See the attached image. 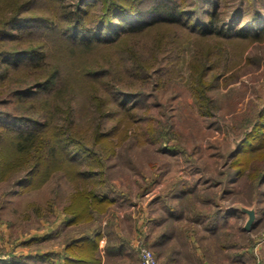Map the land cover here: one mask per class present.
Wrapping results in <instances>:
<instances>
[{"label":"trees","instance_id":"16d2710c","mask_svg":"<svg viewBox=\"0 0 264 264\" xmlns=\"http://www.w3.org/2000/svg\"><path fill=\"white\" fill-rule=\"evenodd\" d=\"M68 1L0 0V80L5 82L17 72L36 80L18 85L12 93L15 102L28 103L30 116L0 111V179L13 163H31L17 181L20 188L43 185L55 169L80 180L83 189L65 208L66 226L90 222L94 214L110 208L111 197L97 191L105 184L96 179L103 175L100 157L115 154L119 143L132 134L129 131L136 121L132 99L146 97L141 87L154 74L159 81L175 75L183 40L196 42L191 79L204 97L217 78L214 72L227 74L236 66L234 44L264 41V20L256 15L251 23L235 29L219 12L203 21L175 0H153L146 11L143 0ZM175 38L181 41L175 44ZM6 41L24 48L6 49ZM207 41L226 46L207 47ZM127 43L134 46L125 47ZM52 46L66 52V60H55ZM94 46L111 48L114 55L84 57L82 49ZM93 106L100 122L91 129L77 118ZM106 120L114 124L103 128ZM146 131L154 142L168 143L165 131L152 126ZM134 135L141 142L149 140L141 132ZM94 146L101 152L92 150ZM263 157L264 108L238 141L231 162L236 179L247 175L256 186L264 184V171L255 167V161ZM101 238L98 233L66 245L65 264H100Z\"/></svg>","mask_w":264,"mask_h":264},{"label":"rangeland","instance_id":"374dc122","mask_svg":"<svg viewBox=\"0 0 264 264\" xmlns=\"http://www.w3.org/2000/svg\"><path fill=\"white\" fill-rule=\"evenodd\" d=\"M152 1H142L145 11ZM175 1L203 21L210 13L219 12L221 18L230 21L235 29L251 23L255 15L264 20V0ZM178 41L181 40L175 38L172 42ZM182 42L175 75L168 79L161 77L159 81L154 74L142 85L146 97L132 99L136 106L132 112L136 121L129 131L132 134L119 143L115 154L100 157L104 168L99 171L103 175L96 179L105 184H100L97 191L107 193L112 199L107 212L94 214L90 222L64 225L69 217L65 208L83 189L80 180H71L65 170L55 169L43 185L20 188L17 181L29 171L31 163L21 166L13 163L7 176L0 179L1 264H65L69 254L66 245L98 233L102 234L97 252L100 264H140L136 244L146 237L145 228H137L142 212L145 214L147 208L152 211L153 201L158 199L159 206L156 207L161 210L163 202L177 194H187L182 205L187 209L208 210L210 206H218L221 213L226 209L239 211V205L255 208L259 222L248 233L254 231L258 239L251 240V251L243 254L245 261L242 264H264V184L256 186L247 175L236 179L231 168L238 141L264 108V41L234 44L236 66L227 74L214 72L217 78L205 92V97L196 92L191 79L190 64L196 54V42L193 39ZM208 43L205 46L215 48L220 46L219 43L226 46L217 41ZM126 46H134V43ZM4 47L24 48L17 42L7 41ZM82 50L86 58L114 55L108 47ZM51 52L55 60H66L67 53L61 48L52 46ZM76 52L83 55L81 50ZM24 75L17 72L5 82L0 80V111L30 116L28 103H18L12 98L15 87L27 85L28 81L30 85L36 82ZM68 97L66 95L64 100ZM78 117L80 125L87 127L90 124L91 129L100 122L94 106ZM113 124L114 120H106L102 126L109 128ZM150 126L165 131L168 143L154 142L146 134ZM136 131L149 140L141 142L134 135ZM93 149L101 152L99 146ZM255 164L257 169L264 171V157ZM235 230L246 233L242 221L229 227V231ZM234 239L230 240L232 246L240 242V245L249 244L245 238L241 240L237 236ZM259 243L262 248H255Z\"/></svg>","mask_w":264,"mask_h":264},{"label":"crops","instance_id":"0c3cea01","mask_svg":"<svg viewBox=\"0 0 264 264\" xmlns=\"http://www.w3.org/2000/svg\"><path fill=\"white\" fill-rule=\"evenodd\" d=\"M187 198V194L173 195L168 202H163V214L156 207L159 199L153 201V210L147 208L145 214L142 212L137 224V228H145L144 240L154 250L160 264H229L231 254H234L230 258L231 264H242L245 261L243 254L251 251V240H257L258 235L254 231H229V227L238 221H242L244 226L247 214L239 207V211L226 209L221 213L218 206H210L208 210L187 209L182 206ZM258 222L257 214L253 230ZM237 236L241 240L245 238L249 244L240 245V242L232 246L230 240ZM257 247L262 248V243Z\"/></svg>","mask_w":264,"mask_h":264},{"label":"built area","instance_id":"2783aa9c","mask_svg":"<svg viewBox=\"0 0 264 264\" xmlns=\"http://www.w3.org/2000/svg\"><path fill=\"white\" fill-rule=\"evenodd\" d=\"M136 248L140 264H160L155 252L147 245L144 239H140L137 242Z\"/></svg>","mask_w":264,"mask_h":264},{"label":"water","instance_id":"95a60500","mask_svg":"<svg viewBox=\"0 0 264 264\" xmlns=\"http://www.w3.org/2000/svg\"><path fill=\"white\" fill-rule=\"evenodd\" d=\"M239 209L246 213L248 216V219L244 225V230L247 232L251 231L252 228L254 227V224L256 223L257 220V212L255 208H249L243 205H239Z\"/></svg>","mask_w":264,"mask_h":264}]
</instances>
